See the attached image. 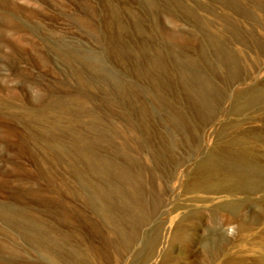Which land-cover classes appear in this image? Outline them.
<instances>
[{
  "label": "rangeland",
  "instance_id": "obj_1",
  "mask_svg": "<svg viewBox=\"0 0 264 264\" xmlns=\"http://www.w3.org/2000/svg\"><path fill=\"white\" fill-rule=\"evenodd\" d=\"M236 3L0 0V264H138L158 224L163 251L171 220L204 196L182 181L216 126L264 137V110L221 114L264 85V29ZM223 49L248 58L238 83ZM256 203L241 215L253 231ZM192 222L171 264L211 263L198 240L220 232ZM236 224L223 226L232 250Z\"/></svg>",
  "mask_w": 264,
  "mask_h": 264
},
{
  "label": "bare ground",
  "instance_id": "obj_2",
  "mask_svg": "<svg viewBox=\"0 0 264 264\" xmlns=\"http://www.w3.org/2000/svg\"><path fill=\"white\" fill-rule=\"evenodd\" d=\"M256 11L264 13L262 0H250ZM240 10V16L246 21H252L257 28L264 29L263 15L246 8L241 0L235 4ZM233 29H237L236 24ZM225 34V33H224ZM222 46V45H219ZM259 54L264 52V43L256 44ZM228 51L223 49V53ZM228 59L232 64L231 80L238 83L241 80L240 70L248 59L240 50L228 52ZM258 60H256L257 62ZM248 69L251 68L250 62ZM249 72L245 75L248 79ZM203 83V82H202ZM206 84V83H205ZM234 88V87H233ZM254 109L264 110V85L250 82L243 88L240 95L233 96L224 112L238 117ZM218 114V113H217ZM227 116V115H226ZM239 128L229 132V126L218 124L214 131L215 143L206 149V155L190 168L189 177L182 181L186 192L203 193L204 196H192L189 199L190 208L181 213L174 222L173 231L166 247L159 252L162 243V225L158 224L150 237L142 243L141 249L135 257L142 256L138 264H148L155 256H161L159 264H171L177 261L175 254L177 244H182V253H187L188 239L185 236L187 222L192 220L193 228L198 227L204 217L211 222L210 234L220 232L219 238L206 242L204 238L198 240L201 253L210 259L207 264H264V221L261 228L253 231L254 223L241 216L244 207H259L256 220L264 215V137L262 135H240ZM207 139V132H206ZM199 152V151H198ZM192 175V177H190ZM259 197V198H258ZM256 198V200H255ZM215 199H219L215 201ZM189 206V205H188ZM182 207L176 205L173 210ZM237 222L235 235L238 237L239 247L232 250L230 237L223 231L224 225ZM144 254V255H143ZM157 263V262H156Z\"/></svg>",
  "mask_w": 264,
  "mask_h": 264
}]
</instances>
